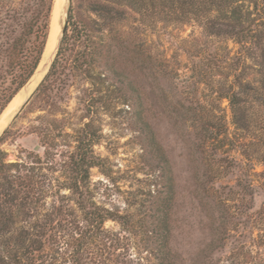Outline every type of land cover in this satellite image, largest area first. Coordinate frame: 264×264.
<instances>
[{
	"label": "rangeland",
	"instance_id": "obj_1",
	"mask_svg": "<svg viewBox=\"0 0 264 264\" xmlns=\"http://www.w3.org/2000/svg\"><path fill=\"white\" fill-rule=\"evenodd\" d=\"M185 1L72 0L91 40L2 134L6 162L35 168L39 201L0 235V264H264L262 1L239 3L263 36L251 51L184 16ZM23 230L44 235L28 254Z\"/></svg>",
	"mask_w": 264,
	"mask_h": 264
},
{
	"label": "trees",
	"instance_id": "obj_2",
	"mask_svg": "<svg viewBox=\"0 0 264 264\" xmlns=\"http://www.w3.org/2000/svg\"><path fill=\"white\" fill-rule=\"evenodd\" d=\"M164 1L162 0V2ZM241 1L186 0L185 4L188 10L184 12V16H186V13L194 15L201 22L208 34L228 36L235 39L238 44L244 46L248 51H251L253 44H260L259 42L263 36L259 32L261 30L260 25L255 27L252 25L244 26L248 20L244 21L243 5L239 4ZM261 1L262 5L259 7L260 4L256 3L255 10L261 20L260 22L264 24V0ZM0 5L1 13H4V18L0 19L1 115L16 94L29 82L41 62L51 31L54 0H21L19 2L4 0ZM230 8L231 10H229ZM74 14V12H71L69 15L68 26L59 51L49 73L39 87V91L42 88L51 90L55 80H61L67 69L70 54L81 39L85 38V41L91 40L90 34L92 29L87 27L83 22L76 20ZM251 14L252 12L249 11L246 15L250 17ZM228 20L230 22L227 23ZM5 40L7 41L5 42ZM81 54H83V58L80 59V66L84 64L88 65V61L84 58L86 54ZM229 99L233 108L235 124L242 129H248L251 123L249 118L242 113L237 93L230 95ZM142 108L143 106L141 105L140 118L144 117ZM142 125L144 130L151 133V128L146 120H143ZM3 140L4 136L0 138V179L2 181H0L1 236L10 231L11 227L15 224L18 214H22L25 208L36 207L37 201H39V199L35 198V195H37V192H35V189L37 190V180L32 174L28 175L35 168H28L25 165L20 166V164L14 163L8 164L5 152L1 149ZM151 140L152 144L155 145L153 137ZM71 189L75 191L79 190L75 186ZM79 203L82 202L80 201ZM84 208H86L85 205L83 206ZM87 216L92 217L98 224H103L109 218V215L99 213H87ZM43 237L44 235L41 231L37 232V234H31V232L23 230L18 236V239L21 241L19 244H21V248L27 247V249L22 254H28L29 248L34 247V244L42 243ZM26 241L29 242L28 246L25 244ZM161 249L164 250L165 248L162 246ZM17 256L18 253L14 252L11 257H8L16 260ZM15 264H17V261H15Z\"/></svg>",
	"mask_w": 264,
	"mask_h": 264
},
{
	"label": "bare ground",
	"instance_id": "obj_3",
	"mask_svg": "<svg viewBox=\"0 0 264 264\" xmlns=\"http://www.w3.org/2000/svg\"><path fill=\"white\" fill-rule=\"evenodd\" d=\"M65 3V0H57L53 12V18H52V26H51V41L49 42L46 56L50 55L58 44V35L60 31L59 27V16L61 8L63 7V4ZM58 30V31H57ZM55 39V41H54ZM47 71V67L44 71H41L40 73L36 74L31 81L26 85V87L21 91L17 97L12 101V103L8 106V108L5 110L3 115L0 117V133L3 131V129L6 127L14 113L19 109V107L23 104V102L34 92V90L37 88L41 80L43 79L45 73ZM18 105V106H17ZM17 108V109H16Z\"/></svg>",
	"mask_w": 264,
	"mask_h": 264
},
{
	"label": "water",
	"instance_id": "obj_4",
	"mask_svg": "<svg viewBox=\"0 0 264 264\" xmlns=\"http://www.w3.org/2000/svg\"><path fill=\"white\" fill-rule=\"evenodd\" d=\"M71 2L72 0H65V3L63 4V7L61 8V11H60V16H59V27H60V31H59V35H58V44H57V47L55 48V50L50 54L48 55L47 57H45L46 55V52H47V48H48V45H49V42L51 41V31H50V34H49V38H48V42H47V45H46V48H45V51H44V54H43V57L41 59V62L37 68V70L35 71L34 75L32 76V78L40 73L41 71H44L45 68L47 67V71L43 77V79L45 78V76L49 73L51 67H52V64L57 56V53L59 51V47H60V44L62 42V39H63V36L65 34V31L67 29V26H68V15H69V12H70V7H71ZM31 78V79H32ZM30 79V81H31ZM42 79V80H43ZM41 80V82H42ZM29 81V82H30ZM28 82V83H29ZM40 82V83H41ZM27 83V84H28ZM39 83V84H40ZM26 86V85H25ZM38 87V86H37ZM23 89V88H22ZM37 89V88H36ZM35 89V90H36ZM34 90V91H35ZM34 93V92H33ZM32 93V94H33ZM31 94V95H32ZM31 97V96H30ZM29 97V98H30ZM29 98L27 100L24 101V103L19 107V109H17V111L14 113V115L12 116V118L10 119V121L8 122V124L6 125V127L3 129V131L0 133V137L2 136V134H4L7 129L10 127V124L12 122V120L14 119V117L16 116V114L19 112V110L28 102ZM13 100V99H12Z\"/></svg>",
	"mask_w": 264,
	"mask_h": 264
}]
</instances>
